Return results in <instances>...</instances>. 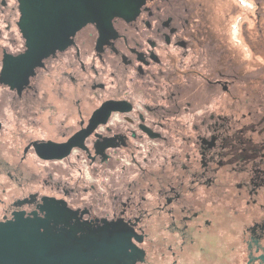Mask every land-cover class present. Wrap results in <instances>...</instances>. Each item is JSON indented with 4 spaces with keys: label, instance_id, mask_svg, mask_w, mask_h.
Here are the masks:
<instances>
[{
    "label": "flooded vegetation",
    "instance_id": "1",
    "mask_svg": "<svg viewBox=\"0 0 264 264\" xmlns=\"http://www.w3.org/2000/svg\"><path fill=\"white\" fill-rule=\"evenodd\" d=\"M88 1L30 26L0 0V224L48 210L93 264H264V0Z\"/></svg>",
    "mask_w": 264,
    "mask_h": 264
},
{
    "label": "water",
    "instance_id": "2",
    "mask_svg": "<svg viewBox=\"0 0 264 264\" xmlns=\"http://www.w3.org/2000/svg\"><path fill=\"white\" fill-rule=\"evenodd\" d=\"M25 3V19L31 26L34 0H25ZM131 3L136 4L137 0H89L87 22L98 25L102 19L110 21L113 17H126ZM25 35L29 43L28 54L32 57L34 32L31 29L25 30ZM49 52L50 50L41 51V58ZM59 218V215H52L47 210L39 221L24 222L23 232L17 231L16 223L0 224V259L18 258L25 262L34 261V264H93L94 260L105 258L102 254L106 249L100 247L102 243L97 239L83 243L68 241L67 235L70 233L58 228L63 225ZM18 226L20 228L22 225ZM122 234L120 231V235ZM124 250L120 240L119 251Z\"/></svg>",
    "mask_w": 264,
    "mask_h": 264
}]
</instances>
